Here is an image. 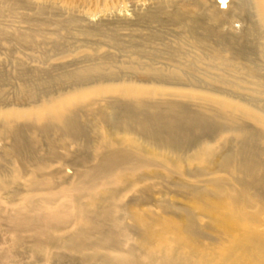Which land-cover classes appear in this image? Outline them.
I'll return each mask as SVG.
<instances>
[{"label": "bare ground", "instance_id": "1", "mask_svg": "<svg viewBox=\"0 0 264 264\" xmlns=\"http://www.w3.org/2000/svg\"><path fill=\"white\" fill-rule=\"evenodd\" d=\"M90 1L0 0V264H264V0Z\"/></svg>", "mask_w": 264, "mask_h": 264}, {"label": "rangeland", "instance_id": "2", "mask_svg": "<svg viewBox=\"0 0 264 264\" xmlns=\"http://www.w3.org/2000/svg\"><path fill=\"white\" fill-rule=\"evenodd\" d=\"M114 1L115 2L108 4V5H107V3L105 4V3L100 2V1L99 2L98 1H95V2L90 1V5H89V3H87L86 6H87V8L90 9V11L94 12L95 14L97 13V16H95L93 19L94 21L98 20L105 13H106L107 17H109L110 19H114L112 17V15H114V13H120V12L123 14H126L128 17H133L137 13V11H139V7H141V6H137L136 0H114ZM218 1H220V0H218ZM228 4H229V0H224V1L221 0L220 7L222 8V10H226ZM105 10H107V11L104 12ZM238 20H237L238 22L237 21L235 22V27L237 29H240L242 27V24L244 25L245 22H243L240 19H238ZM7 56L8 55H7L5 48L3 46H0V60L1 61H7ZM5 64L7 65L6 67L8 69L10 68L9 70H11L12 64L8 61H7V63L5 62ZM32 64H36V63L32 62ZM26 260H29V259H26Z\"/></svg>", "mask_w": 264, "mask_h": 264}]
</instances>
